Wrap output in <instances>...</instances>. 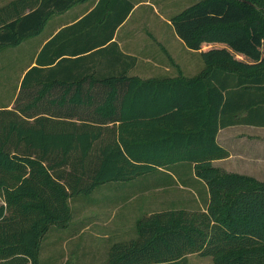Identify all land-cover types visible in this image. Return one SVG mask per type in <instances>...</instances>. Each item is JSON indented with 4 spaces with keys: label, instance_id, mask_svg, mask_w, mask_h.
Returning <instances> with one entry per match:
<instances>
[{
    "label": "trees",
    "instance_id": "obj_1",
    "mask_svg": "<svg viewBox=\"0 0 264 264\" xmlns=\"http://www.w3.org/2000/svg\"><path fill=\"white\" fill-rule=\"evenodd\" d=\"M76 1L15 0L0 9V47ZM133 7L98 0L44 43L13 104L0 106V264H42L43 238L71 222L73 195L177 161L194 163L206 182L205 208L142 215L138 236L114 241L97 264H187L189 252L215 264H264V180L213 163L229 155L221 128L264 125V0H197L173 15L179 35L202 48L205 66L190 77L128 72L136 56L113 37ZM66 31L71 37H61ZM100 53H117L123 66L76 74Z\"/></svg>",
    "mask_w": 264,
    "mask_h": 264
},
{
    "label": "rangeland",
    "instance_id": "obj_2",
    "mask_svg": "<svg viewBox=\"0 0 264 264\" xmlns=\"http://www.w3.org/2000/svg\"><path fill=\"white\" fill-rule=\"evenodd\" d=\"M195 1H141L127 23L128 27H135L137 32L136 41L132 42L131 47L139 54L135 62L139 71L153 69L157 77H190L202 71L205 66L202 48L190 46L176 31L172 20L174 14ZM36 43L37 37L31 36L21 45L0 49V106L13 104L21 72L31 61ZM221 46L232 49L224 42ZM255 132L247 127L235 126L224 129L221 139L231 149L233 144L234 151L248 153V149H253L257 136H260ZM217 166L264 180L260 163L250 165L241 161L232 165L230 161H223ZM162 173L154 171L139 174L132 177L134 179L130 182L126 179L110 180L97 185L88 193L73 195L70 198L73 218L71 222L52 225L48 229L42 241L41 263L94 264L91 258L93 251L101 261L105 259L107 247L112 241L138 236L137 220L147 211L164 206L184 208L185 205L193 207L204 204L203 181L200 180L203 187L199 188L192 182L191 187H185L178 181L166 188H156L153 183L159 180L158 176ZM163 181L168 182L169 178ZM135 193V197H129ZM188 258L190 264H215L211 255L204 256L198 252H189Z\"/></svg>",
    "mask_w": 264,
    "mask_h": 264
},
{
    "label": "crops",
    "instance_id": "obj_3",
    "mask_svg": "<svg viewBox=\"0 0 264 264\" xmlns=\"http://www.w3.org/2000/svg\"><path fill=\"white\" fill-rule=\"evenodd\" d=\"M14 1L15 0H0V9L11 10V8L13 7L12 2H14ZM97 1L98 0H79V1H76L75 3H73L68 8H66L62 11H55V12L51 13L49 15V17L46 19L43 27H41L40 30H38L37 32L31 33V34L23 37L16 44H8V45H3L0 47V49H1L5 46H9V45H16V46L18 44L21 45V43H23V41L26 38L31 37V36L37 37V43H36V46L34 47L33 57L31 59V61L24 67L23 71L21 72L20 79H21L24 71L28 68V66L34 63V61H33L34 57H35L36 53L38 51H40V49L42 48L44 43L46 41H48L51 37H53L55 34H57L59 31L60 32H61V30L63 31V28L65 29L68 25L79 20L84 14L89 12L95 6ZM132 1L134 2V7L131 10V12L129 13V15L126 17V19L117 27L116 32H115V36L113 37V40H116L118 42L120 48L124 52L138 56L139 54L137 53V51L133 50L131 47L132 42L134 43L136 41V39H135V37L137 36V34H136L137 32L135 30L136 28L132 27V26L128 27L127 23L129 21L131 15L135 11V9L139 7L141 1H143V0H132ZM18 5H20V4H17V6ZM18 7H20V6H18ZM26 10H28V7H26ZM85 29L86 28H82V30H85ZM68 31H70V30H68ZM68 31L64 32V36H61V37H65V38H67L69 36L71 37V34L73 32H68ZM116 54L117 53H114L112 57H110L109 54H106V55L101 54V53L95 54L91 58H88L89 60H84V62L81 63L78 70H75L76 74L87 73V71H82V68H85L88 66H90V67L95 66L96 67L97 65H103V64L108 65L109 63L113 64V65L112 66L108 65V69H106V71H103V72L106 73L110 69H113L115 71H119L120 67L123 66L124 58H122L120 61L119 57L116 56ZM73 56H76V55H71V57H73ZM114 58H115V60H114ZM111 59L114 61H112ZM88 72L90 73L91 70ZM128 72L130 74L138 75L142 78L157 77V72L155 70L152 69V70H148L145 72H141L137 69L135 64L129 68ZM20 79H19V82H20ZM88 83H89L88 80H86L85 81L86 87L88 86ZM235 126L247 127V128H250L251 131L256 130L255 134L260 135V136H257L258 139L256 140V142L253 143V149L249 150L247 148L248 153H246L244 151H234L233 150V144H232V149H231L221 139V132L224 129L233 128ZM246 138H247V140H250V138H248V137H246ZM217 139H218L220 144H222L223 146H225L229 150L230 153L228 156L214 159L213 160L214 164L218 165L219 162H223V161H228V162L230 161L232 165H234L235 162H241V161L246 162L250 165L260 163L262 170H263V174H264V125H254V124H246V123L232 124V125L221 128L218 132ZM238 164H240V163H238ZM194 169H195L194 163H191L188 161H177V162H173L170 164L160 165L158 167H155V168H153L149 171L143 172L141 174H147V173H151L154 171L163 172L162 174H160L158 176L159 180L157 182L153 183L156 188H159V187L163 188L165 186L167 187L171 184H175L174 182H177V181L180 182L179 184H181L182 186H185V187H191L190 182H192V184H194V186H196V188H199L201 186L203 187V185H205V194H203V196H202L203 201H204V202H202V203H204L202 205H204V206H202V205L193 206V207L188 206V205L183 206L184 208H190V209H196V208H203L204 209L206 206V202L208 200L207 185L203 179H201L200 177H198V175H196ZM230 170H233V168H230ZM236 170L242 171L239 169H236ZM167 177L169 178V181L168 182L163 181V179L167 178ZM133 179L134 178L126 179V181L130 182V181H133ZM200 180L204 182L203 185H202V182H200ZM195 192H196V190H195ZM136 194L137 193L130 194L129 197L133 198V197H135ZM0 201H2L1 196H0ZM172 207H176V206H167V207L164 206L161 208L149 210L146 213H144L143 215L149 214V213L156 211V210L171 209ZM178 208H182V207L180 206ZM118 240L119 239H116L114 241H118ZM114 241H112V243ZM112 243H110L108 245L107 252H108V249ZM107 252H106L105 259L100 261L98 259V255H96L95 252L93 251V253L91 254V258L93 260V263L97 264V263L105 262L108 258ZM188 255H189V253L187 254V258H188ZM187 264H190L189 258H188Z\"/></svg>",
    "mask_w": 264,
    "mask_h": 264
}]
</instances>
